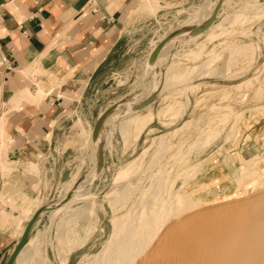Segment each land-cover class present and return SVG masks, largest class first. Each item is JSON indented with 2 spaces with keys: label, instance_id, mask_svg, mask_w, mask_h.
<instances>
[{
  "label": "rangeland",
  "instance_id": "1",
  "mask_svg": "<svg viewBox=\"0 0 264 264\" xmlns=\"http://www.w3.org/2000/svg\"><path fill=\"white\" fill-rule=\"evenodd\" d=\"M223 1L213 22L215 33H186L164 54L157 75V88H162L150 94L154 100L148 108L137 111L152 119L138 139L130 114L135 111L126 115L120 110L102 126L98 169L100 140L92 143L89 132L96 115L120 99L139 100L142 80L156 79L150 68L155 61H148L152 47L199 17L207 0L160 4L153 13L132 17L131 47L125 50L132 60L120 62L123 70L112 75L111 89L91 98L81 116H70L67 147L76 150L65 160L67 173L37 175L29 193L0 195V264L9 258L28 216L59 204L90 167L95 171L87 198L52 217L40 215L32 227L28 241L39 257L32 264H90L107 242L113 221L123 242L134 234L149 238L127 264H214L213 245L230 239L233 248L239 247L251 228L264 226V0ZM125 164L131 173L119 181ZM66 184L71 185L64 191ZM82 205L83 216L76 211ZM123 217L139 223L135 232L131 225L124 228ZM203 243L210 251L203 250ZM257 260L264 264V243Z\"/></svg>",
  "mask_w": 264,
  "mask_h": 264
},
{
  "label": "crops",
  "instance_id": "2",
  "mask_svg": "<svg viewBox=\"0 0 264 264\" xmlns=\"http://www.w3.org/2000/svg\"><path fill=\"white\" fill-rule=\"evenodd\" d=\"M177 1L0 0V195L10 198L16 192L29 193L38 182L37 175L43 179L67 173L65 160L76 150L67 147L70 116H81L91 98L111 89L112 75L123 70L120 62L132 60L125 51L131 47L132 40L127 38L132 17ZM215 26L202 35L215 33ZM161 59L160 55V65ZM150 68L155 81L146 84L142 80L139 100L127 101L112 117L124 106L122 114L133 112V101L148 99L156 90L155 64ZM27 92L33 98H26ZM117 103L100 109L90 133L99 116ZM130 114L135 130L142 125L135 133L136 141L152 119L137 111ZM7 168L11 169L8 174Z\"/></svg>",
  "mask_w": 264,
  "mask_h": 264
},
{
  "label": "bare ground",
  "instance_id": "3",
  "mask_svg": "<svg viewBox=\"0 0 264 264\" xmlns=\"http://www.w3.org/2000/svg\"><path fill=\"white\" fill-rule=\"evenodd\" d=\"M222 0H207V2L205 3L204 6H201L202 8V14L197 17L195 20H193L191 23L181 27V30H178V32L171 38H169L166 43L162 46V48L159 50L157 56L155 58H150L149 57V61H155V69H156V74H162L161 71L159 70L160 68V55L161 58H164V54L166 53V51L168 50V48L170 49L171 44L174 42V40H176L177 36L183 33H189L191 34L193 37H198L201 34L195 32L196 28H199L201 26H203L210 18V16L212 15L213 11L215 10V8L219 5L222 4L221 2ZM223 5V4H222ZM213 24V23H212ZM211 27V26H210ZM209 27V28H210ZM208 28V29H209ZM207 29V30H208ZM203 34V33H202ZM156 48V47H155ZM154 48V49H155ZM162 60V59H161ZM170 74V73H169ZM168 74V76H170ZM159 77V76H157ZM157 80H159V78H157ZM156 80V81H157ZM158 88H156L155 91H152V94L157 93ZM28 93V92H27ZM29 94V93H28ZM144 95V94H143ZM146 95V94H145ZM142 97V96H141ZM145 97V96H144ZM151 96H148V99L145 100H140L139 102L133 101L134 106H133V111H138V109L140 108V105L143 104L145 101L149 100ZM127 101H123V102H119L117 104H115V108L113 109V111L106 117V119L103 122V125H105L106 121L111 120L112 115L114 114V112L122 107L123 105L126 104ZM122 110H126V107L124 106L122 108ZM79 127V125H78ZM104 129V128H103ZM142 129V125L139 126V128L136 130V133H139ZM2 131V130H1ZM92 131V130H91ZM80 132V131H79ZM138 135H136V137H134V139L137 138ZM90 137V136H88ZM89 140V139H88ZM99 141L98 145L96 147L102 146L103 142L101 140L100 137V132L98 133V136L95 139H91L90 141L93 143L95 141ZM89 142V141H88ZM94 156V155H93ZM90 157H92V155H90ZM141 160V159H140ZM93 162V161H92ZM90 163V162H89ZM95 164V161L93 162V165ZM126 166H123L124 168L120 169V173L119 171L117 173L118 177L115 175V178L117 177V179L121 180L124 179L123 176L129 172L131 173V167L128 164H125ZM133 165V164H132ZM92 168V167H90ZM89 168V169H90ZM85 173V175L82 177V179L78 182H76L73 186V188L68 192L70 193V198L66 203H62L63 200L55 205H49L47 206L48 208L52 207L50 209V211L47 213V216L49 215V217H52L53 215L66 210L68 207H70L72 204L78 202V201H82L85 196H86V187L88 185V183L91 181L93 175H94V171L95 168L93 167L91 170H89ZM87 170V169H86ZM124 176V177H125ZM128 176V175H127ZM126 178V177H125ZM116 179V180H117ZM114 181V183L116 182V185L119 184V182ZM119 180V181H120ZM118 183V184H117ZM77 186V188H76ZM115 185H113L114 188ZM117 187V186H116ZM68 190V187H66ZM76 188V189H75ZM73 189H75L73 191ZM86 191V192H85ZM67 193V194H68ZM109 193V192H108ZM113 193V191H112ZM66 194V195H67ZM65 195V196H66ZM87 198V196H86ZM85 198V199H86ZM85 204V203H84ZM89 205V204H87ZM86 205V206H87ZM77 208V207H76ZM75 208V209H76ZM80 208V206H79ZM221 208V207H220ZM74 209V210H75ZM77 214L78 215H82L84 214L83 211H85V207L84 205H82V207L80 209H76ZM72 212V211H71ZM74 212V211H73ZM87 212V211H86ZM34 213L30 214L28 216V221L30 220V218L33 216ZM43 214V212L41 213ZM70 214V213H69ZM75 214V213H74ZM77 214L74 217H78ZM68 215V214H67ZM72 215V214H70ZM127 216V215H126ZM73 217V216H72ZM260 217V216H259ZM54 218V217H53ZM80 218V217H79ZM82 218V217H81ZM80 218V219H81ZM84 218V217H83ZM128 218V217H127ZM121 220L123 223H127V225L124 227L125 229L128 228V225H131L133 232L136 231V228L139 226V223L137 221H128V222H124L126 221V219ZM65 219V216L63 218V220ZM75 219V218H74ZM203 219V218H202ZM79 220V219H78ZM70 221V220H69ZM217 222V221H216ZM73 223V222H72ZM36 224V223H35ZM62 227V226H61ZM66 228V227H65ZM65 230V229H63ZM250 230H254L250 236L247 237H242L241 240H239L241 243L239 245V247L233 248L234 244H231V240H220L217 244L213 245L214 249L217 251V253H215L213 256V261L214 264H241L240 262L245 259V258H251V262L250 264H261L260 260H257V255L260 252V244L264 243V226H260V228L258 229L257 226H254L253 228H251ZM243 236V235H242ZM142 235L137 236L136 234L133 235V239L130 242H123L121 241L122 238V232L118 229V224L116 221H113L112 224V228H111V232L110 235L107 239V242L105 243V245L103 246V248L93 257L92 261L90 264H127L128 262H130L136 255L137 252L142 248V246L145 245L146 241L149 239L147 238L146 241H143L144 239L142 238ZM34 238V237H32ZM37 239V238H36ZM19 240V239H18ZM137 240V241H135ZM142 240V241H141ZM200 240V239H199ZM198 241V240H197ZM37 242V241H36ZM207 242V241H206ZM209 242V241H208ZM208 244V243H207ZM35 245L38 246V244L36 243ZM204 246V247H203ZM202 248H204L203 250L207 252L206 249H209L210 251V246L205 245V243H203ZM201 247V245H200ZM15 246L11 248L9 254L11 255V253L13 252ZM35 247L33 246V242L32 241H27L26 245L23 247V249L20 251V253L18 254V256L15 259V263L14 264H25V260L28 259L29 257V263L32 264V260L33 259H39L35 249ZM197 248V246H196ZM199 248V247H198ZM37 250V248H36ZM183 250V249H182ZM181 250V251H182ZM195 251V250H194ZM190 253H192L191 251H189ZM197 252V251H196ZM205 253V252H204ZM194 255V254H193ZM181 256V255H180ZM178 256V257H180ZM187 256V255H185ZM61 257V256H60ZM189 257V255H188ZM210 257V256H209ZM186 258V257H183ZM190 258V257H189ZM188 258V259H189ZM193 258V257H192ZM147 260V259H145ZM249 260V259H248ZM190 261V260H189ZM246 262V261H245ZM244 262V263H245ZM248 262V261H247ZM146 263V261H145ZM152 263V262H151ZM199 263V261H198Z\"/></svg>",
  "mask_w": 264,
  "mask_h": 264
},
{
  "label": "water",
  "instance_id": "4",
  "mask_svg": "<svg viewBox=\"0 0 264 264\" xmlns=\"http://www.w3.org/2000/svg\"><path fill=\"white\" fill-rule=\"evenodd\" d=\"M217 13H218V6L215 8V10L213 11L212 15L210 16L209 20L201 27L199 28H196L195 32L199 33V34H202L204 33L211 25L212 23L214 22L216 16H217ZM176 34V33H175ZM174 34V35H175ZM174 35L162 40L157 46L156 48L152 51L151 55H150V58H155L159 52V50L162 48V46L166 43V41L173 37ZM154 97H150L149 100L145 101L143 104L140 105V108L138 109V111L148 107L152 101L154 100L153 99ZM115 105V104H114ZM112 105L111 107H109L107 110H105L100 116L99 118L97 119V121L95 122L94 126H93V129H92V132H91V139H95L97 136H98V133L101 131V128L103 126V122L104 120L106 119V117L113 111V109L115 108V106ZM103 146V145H102ZM102 146H99L97 147V166H98V169H100L102 167V164H103V147ZM70 193H68L64 200H63V204L66 203L69 198H70ZM50 211V208L48 207H44L40 210H37V212H35L33 214V216L30 218V220L27 222V224L25 225V228L19 238V240L17 241L16 245H15V248L13 250V252L11 253V255L9 256V258L7 259L6 263L5 264H13L16 257L18 256V254L20 253V251L23 249V247L26 245L27 241H28V238H29V234H30V231L32 229V227L34 226V224L37 222L38 220V217L40 215H42L41 213L43 212L44 213H48Z\"/></svg>",
  "mask_w": 264,
  "mask_h": 264
}]
</instances>
